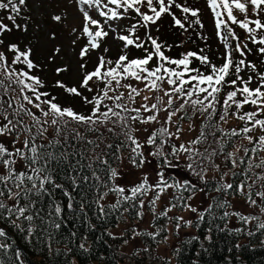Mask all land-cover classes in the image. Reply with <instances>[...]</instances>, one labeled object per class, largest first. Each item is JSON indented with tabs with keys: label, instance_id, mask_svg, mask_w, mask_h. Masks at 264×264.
<instances>
[{
	"label": "snow or ice",
	"instance_id": "obj_1",
	"mask_svg": "<svg viewBox=\"0 0 264 264\" xmlns=\"http://www.w3.org/2000/svg\"><path fill=\"white\" fill-rule=\"evenodd\" d=\"M72 2L79 6V11L83 15L82 32L88 38L87 45L79 53L81 59L88 54L89 48L93 50L100 48V42L109 35L110 31L114 33L117 31L116 27L108 23L109 21L122 18L131 20L139 18V20L130 27L121 29L129 34L116 36V39L123 42L122 54L118 59L113 61L100 55L94 70L82 73L83 79L79 88L67 87L63 82L56 81L55 87L80 97L84 104L92 106L88 114L77 113L71 107H62L55 102L56 97L51 93L41 91L45 87L43 81L40 77L30 74L38 67L30 59L31 49L21 51L18 45H5L4 40L0 39V46L5 49L0 50V138H2L0 139V220H5L13 228L29 236L36 231L37 221L44 223L45 217L41 214L42 209L38 207L41 198L50 196L53 189L62 190V185L55 182L51 172L52 162L56 159L55 154L48 149L60 142L57 138L68 127L69 122L86 125L90 131L94 132L104 127L106 131L113 134H116V128L119 127L120 134L125 137L126 146L130 148V159L135 167H142L147 162L143 149L146 146L152 149L147 155L159 161L158 178L154 184L149 182L145 174L140 183L127 189L130 195H125L126 189L117 185L109 187V191L117 193L119 197L116 203L111 205L113 209L119 208L122 203H130L143 209L146 202L145 197L153 193L152 198L147 200V204L153 215L157 216H167L168 212L177 206L171 203V206L163 212L156 213L157 201L165 191L173 188L178 191L181 189L195 191L196 189V186L188 181L180 182L165 178L163 169L178 168L181 153L187 154L189 161L186 165L187 169L191 170L200 181L206 182L205 162L213 163V157L223 155L226 161H230L232 167L229 171L235 177L237 173L232 170L246 163L245 157H248L249 152L256 154L258 151H264V135L258 137L248 135L257 127L264 132V118H258L264 114V72L259 71L256 63L247 60V56L253 54L252 48L247 43L250 41L258 46L256 53L262 57L260 63L264 64V34H261L264 33V20L250 18L264 14V0H207L208 7L215 17L216 35L225 49L224 54L219 57L223 60L220 65L213 63L208 55L203 54V49L200 53L188 51L181 54L179 58L169 57L165 55V46L158 43L157 38L151 35L149 25L156 24L165 13L172 17L173 26H179L185 32L193 26L203 28L202 21L199 19V9L177 3L176 0H107L106 4H102V0H72ZM25 4L26 0H18V3L17 0H6V2L0 0V10L15 14H9L7 19L12 21L17 29L22 26L16 23V16L20 14L21 6ZM84 5H88L89 9L94 7L103 22L93 18L83 7ZM108 5H114L115 8H110ZM173 6L184 14L183 20L178 19L171 11ZM142 7H146L147 12L142 11ZM104 8L107 11L102 10ZM121 8L123 12L119 13L117 10ZM221 8L226 14V19L218 10ZM234 10L242 14L244 18L239 19L234 14ZM130 11L134 12L135 16L129 15ZM53 19L59 22L62 18L60 15H55ZM233 25L246 33L244 39L236 34ZM140 27L146 30L143 39L136 35ZM11 30L0 22V34ZM24 30H27L26 27ZM232 41H235L234 45ZM129 46L143 49L144 55L129 59L127 52ZM170 47L168 46L167 50H170ZM6 51L14 53L11 63L8 62ZM103 51L107 53L109 49L104 48ZM236 54L240 57L239 59ZM192 58L199 61V65L192 66L194 63ZM154 59L155 64L153 65L151 62ZM19 64L25 65L27 71L13 67ZM85 67V64L80 65L81 70ZM62 71H67V68L56 69L57 74ZM241 73H245L247 78ZM254 81L256 86L252 87ZM141 84L143 87H139ZM79 89L93 93L92 97L85 96ZM146 92L156 95H142ZM137 98L143 101L139 107L135 106ZM149 101L152 102L149 103ZM246 105L252 106L255 110L242 112L241 110ZM188 109H191V115ZM161 112L166 113L163 120L160 118ZM196 113H199L205 120L199 135L186 143L179 145L172 143L173 139H181L183 131L181 121L187 119L189 130H192L191 121ZM230 115L244 122V127L239 130L222 129L221 123H226ZM25 117L28 118L27 122ZM174 117H179V119L174 120ZM135 122L143 125L155 123L160 127L152 130L141 142L134 135L136 129L132 125ZM109 124L112 126L107 127ZM172 128H175V131H172ZM49 129L54 130L53 138L47 135ZM205 129L208 131L206 132ZM72 131L77 137L82 138L78 131ZM217 132L220 133L219 137L216 135ZM100 135L103 136V133ZM209 135L213 137V143L217 147L212 148L211 151L206 148L204 152H200L196 146L205 142ZM241 135L253 147L244 148L243 157L236 156V152L241 150L239 147L235 152L225 153L226 143L233 137ZM45 139L48 140L47 145L38 143ZM122 145H118L117 149L119 150ZM165 146L170 150L166 152ZM108 147L112 146L108 145ZM196 157L200 159L197 160ZM214 167L216 171H219V165H214ZM253 168L261 169V173L248 175ZM109 171L110 179L118 176L116 169ZM227 175L228 173H222L220 180L223 181ZM241 175L244 179L235 186L233 183H220L216 191L224 193L234 190L244 195L246 200L255 206L257 201L252 198V190L255 184L264 181V157L259 158V163H253L249 158L247 168ZM96 179L100 178L97 176ZM249 180L252 183H248ZM260 186L264 188V184ZM106 194L102 193L100 199H103ZM64 195L69 200L71 199L67 191ZM255 195L264 201V191H256ZM178 199L185 200L184 197ZM219 206L230 207L228 204ZM67 207L71 208L72 204L69 203ZM182 207L198 213L199 220L205 219L204 212H199L190 204L182 203ZM100 211L104 212L103 206L100 207ZM205 211L210 214L212 206L209 205ZM260 211L264 212V203L261 204ZM61 212V205L57 203L48 216L51 217L53 214L59 216ZM232 214L245 223L258 219V217L240 213ZM138 215L142 216L143 213L138 212ZM223 215L227 217L230 213L225 211ZM169 219H175L177 230L181 222L185 226H192V221H185L182 216ZM51 226L59 228L60 223ZM258 227L264 229V223H260ZM150 235L155 238L159 235V231ZM5 236L6 232L0 230V238ZM7 247V244L0 242V249ZM80 247L83 248L84 245L81 244ZM16 259L20 260L19 252L16 253ZM21 264H23L22 261Z\"/></svg>",
	"mask_w": 264,
	"mask_h": 264
},
{
	"label": "trees",
	"instance_id": "obj_2",
	"mask_svg": "<svg viewBox=\"0 0 264 264\" xmlns=\"http://www.w3.org/2000/svg\"><path fill=\"white\" fill-rule=\"evenodd\" d=\"M108 7H112V5H108ZM141 10L145 11L144 7H142ZM218 10L222 12L223 18L226 19V14L223 12V9L221 8ZM119 11L122 13L123 9L121 8ZM9 14L11 13L6 10H0V22H3L12 29L10 32H3L0 34V39L4 40L5 45H18L21 51L30 48V59L38 65L30 74L40 77L45 85L43 91H47L51 93L52 96L56 97L55 102L62 107H71L77 113L88 114L92 107L91 105H86L80 97L71 95L62 88L55 87L56 81L63 82L60 80L61 77L56 71L50 70L47 73V69H45V71L40 70V67L44 66V60L38 56V53L32 50L29 42L31 33L28 30V26H31L33 23V21L30 20V16L23 11L21 15L16 18L17 24L26 27L27 30L25 31V27L17 29L12 21L7 19ZM234 14L237 15L239 19L244 18L238 11L234 10ZM129 15L135 16L132 12L129 13ZM250 18L264 20V14H261L259 17L251 16ZM160 19L156 24H151L155 28L152 36L157 38L158 43L165 46V55L172 58H179L181 54L188 51L200 53V50L203 49V54L208 55L213 63L217 65L223 63V60L219 57L224 54L225 49L223 52L221 51L218 53L217 59H212L215 55L208 46L194 44L192 45L194 47H191L185 40L179 41L178 36L172 35L168 30L169 28L163 30L162 33V29L159 25ZM137 21L138 20L132 21L131 19L123 18V28L126 29L133 23H137ZM164 26V28L167 27L165 24ZM232 27L241 39L245 38L246 33L242 29L236 25ZM250 27H254V25H250ZM143 29V27H140L136 31V35L140 36L142 39L145 37V29ZM127 34L129 33L126 31L123 35ZM120 43L123 46V42L120 41ZM232 43L234 45L235 41H232ZM247 43L253 50V54L248 55L247 60L256 63L259 71L264 72V64L260 63L262 57L256 53V47L258 46L253 45L250 41H247ZM220 44L223 45L221 41ZM168 46H171L170 50H167ZM131 48H133L131 52H133L134 55L129 56V59L142 57L144 55L143 49L134 50V46L128 47V49ZM0 50L5 49L3 46H0ZM5 54L8 58V62L11 63L14 53L6 51ZM120 55H118L114 61L118 59ZM236 56L237 59L240 58L238 54H236ZM192 59L194 61L192 66L195 67L199 65V61H195V58ZM151 63L154 65L155 59ZM13 67L18 70L23 69L27 71L26 66L23 64L14 65ZM40 73L43 74L41 75ZM241 75H245V73H241ZM245 78H247L246 75ZM64 84L70 87L66 83ZM252 86H256L255 81ZM93 87L95 88V84H93ZM165 87H167V85H165ZM80 91L89 98L93 95V93H89L84 89ZM151 95L155 96L156 94L151 93ZM160 95H163V93H160ZM149 102L151 103L152 101ZM135 106L138 107L137 104ZM254 110L252 106L246 105L241 111L247 112ZM188 112L191 115V109H188ZM162 115L164 117L166 113H160L161 119L163 118ZM181 115H183V113H181ZM196 116H198L199 119L197 131L194 136L195 138L199 135L202 124L205 123V120L199 113H196L194 117ZM177 118L179 119V117ZM258 118H264V114ZM24 119L26 122L28 121L27 117ZM228 119L236 120L237 124L235 127L231 126L224 130H239L244 127V122L231 115ZM188 122L189 121L185 119L180 123ZM134 124L132 127L135 129ZM111 126L112 125L109 124L107 127ZM158 127H160V125L156 124L155 128ZM72 130L78 131L82 138L77 137ZM120 131V128L117 127L116 134H113L106 131L104 127H100L99 131L94 132L90 131L86 125L69 122L68 127L64 129L57 138L60 142L48 149L55 154L56 159L52 162L51 172L55 182L62 185V190L53 189L50 196H43L41 198L38 207L42 209L41 214L45 217V221L43 224H41L40 221L36 222L38 227L31 236L13 228L5 220H0V230L6 232V236L0 238V242L8 245L6 249H0V264H21V261L23 264H125L118 258L117 254L111 251L112 247H118L117 243L119 241L116 242L115 239L117 237L114 236L110 230L125 222L136 221L140 210L130 203H122L117 209L111 207V205L116 203L119 197L117 193L109 191V187L114 185L115 181V179L109 178V170H117L119 168L122 156L126 155L129 159L131 157L130 148L126 146L125 137L120 134ZM205 131L207 132L208 130L205 129ZM100 133H103V136H101ZM47 135L49 138H53L55 136L54 130L50 129ZM216 135L219 137L220 133L217 132ZM242 135L233 137L231 141L226 143L224 149L225 153L233 152L239 147L241 150L236 156L243 157V149H251L253 147L252 144L244 142L246 139H243ZM248 135L258 137L264 135V132L257 127ZM21 140H23V137H21ZM38 143L47 145L48 140L38 141ZM108 145L112 147H108ZM118 145H122L119 150L117 149ZM209 145H211V147H209ZM196 147L200 152H204L206 148L211 151L212 148H216L217 145L213 143V137L209 135L205 142ZM151 150L152 149H150V151ZM260 157H264V151H258L256 154L249 152L248 157H245L246 163L232 170L237 173V175L233 177L232 172L229 171L232 167L231 162L226 161L223 155H218L213 157V163L205 162L207 172H214L216 174L215 178H208L205 179L206 182H202L197 176L192 174L189 177V183L196 186L195 191H184L183 189L178 191L174 189V193L168 203L169 206L171 203H175L177 205L175 207L177 210H180V204L184 202L179 200V197H184L186 199L195 193L206 195L207 206L202 211L204 212L205 219L199 220L198 215L193 218L192 226L189 227L191 229V234L178 239L176 246L170 251L169 255L162 257L161 264H264V229L258 227L260 223H264V212L260 211V206L264 201H261L260 197L255 195L256 191H264V188L260 186L264 184V181L255 184L253 187L252 198L257 201L255 206L251 205L244 195L234 190H228L224 193L216 191V187L220 183H233L234 186L238 184L244 179L241 173L247 168V160L251 158L253 163H259ZM196 159L199 160L200 157H196ZM104 161H107V163H104ZM152 161L156 162V165L159 164V161L155 158H152ZM214 165L220 166L219 171L215 170ZM222 173H228L223 181L220 180ZM252 173L259 174L261 173V169L253 168L252 172H249L248 175H252ZM97 176L100 178L99 180L96 179ZM165 178L170 180L174 179L171 176ZM248 183H252V181L249 180ZM105 185H107V187ZM65 191L70 193V200L64 195ZM102 193L107 194L103 196V199H100ZM125 195H130V193L126 191ZM109 199L112 200L110 201ZM233 199L244 201L246 205L249 206L250 211L241 213L232 210L230 207L224 208L219 206L221 204L230 205V201ZM57 203L61 205L62 212L59 216L53 214L49 217L48 213L53 211ZM69 203L72 204L71 208L67 207ZM209 205L212 206L210 214L205 211ZM101 206H103L104 209L103 213L100 211ZM225 211H228L230 215L225 217L223 215ZM232 213L255 216L258 217V219L245 223ZM55 223H60V227L55 228L51 226ZM165 225L166 221L159 219L157 216L154 218L152 226L159 228L157 230L159 231V235L153 238L152 235L143 233L141 237L155 247H158L165 242L164 238L167 234ZM182 228L184 229V227ZM249 233L252 234L249 235ZM81 244L84 245L83 248L80 247ZM17 252L20 254V260L16 259Z\"/></svg>",
	"mask_w": 264,
	"mask_h": 264
},
{
	"label": "rangeland",
	"instance_id": "obj_3",
	"mask_svg": "<svg viewBox=\"0 0 264 264\" xmlns=\"http://www.w3.org/2000/svg\"><path fill=\"white\" fill-rule=\"evenodd\" d=\"M103 2L104 0L102 3ZM176 2L199 9V19L202 21L203 28H200L199 26H193L192 28H189L187 32H185L183 29L179 28V26H173L174 22L172 17L165 13L161 16L159 22L162 33L163 30H167V28H169L168 30L172 33V35L178 36L179 41L185 40L186 43L191 45V47H194L192 46L194 44L208 46L215 55V57L212 59H217L218 53L221 51L223 52L224 45L220 44L219 38L216 35V29L214 27L215 17L212 10L208 7L207 0H176ZM83 7L89 11L93 18L100 19L101 22H103L102 18L99 17L98 12L94 7L91 9H89L88 5H84ZM102 10L107 11L105 8ZM144 10L147 12L145 7ZM23 11L26 12V14L30 16V20L33 21L32 25L28 26V30L31 33L29 42L32 50L38 53V56L44 60V66L40 67V70L45 71V69H47L48 73L50 70L56 71L57 68H67V71L60 72L59 76L61 77L60 80L70 87L75 86L79 88V85L83 79L82 73L93 71L98 64V58L100 55H104L106 59H111L114 61V59L122 53L121 49L123 46L120 41L116 39V36L123 35L126 32V30L121 31V29H124L122 24L123 18L109 21L108 23L116 27L117 31L115 33L110 31L109 35L105 37L102 42H100V48L95 50L89 48L88 54L84 57V59H81L79 53L81 49L87 45L88 38L82 32L83 15L79 11V6L77 4L73 3L72 0H26V4L21 6V12L19 15H21ZM117 11L120 13L119 10ZM171 11L178 19L183 20L184 14L180 11V9H177L173 6ZM11 14L15 15L14 13ZM148 14L151 15L150 12H148ZM19 15L16 16V18L19 17ZM55 15H60L62 18L61 21H55L53 19ZM137 20H139V18H137ZM164 24L167 25L166 28H164ZM22 27L25 26L22 25ZM149 28L152 35L155 28L151 24L149 25ZM74 29L76 30L75 32L73 31ZM73 41H75V43H73ZM104 48H108L109 51L104 53ZM57 49H59L58 52ZM132 49L133 48L127 49L128 56L134 55L133 52H131ZM134 50L138 49L135 48ZM81 64L86 65L83 70L80 68ZM40 74L42 75L43 73ZM139 86L143 87L142 84ZM43 89H41V91H43ZM142 95H151V93L146 92L142 93ZM142 102L143 101L140 98H137L136 104L138 107ZM33 111H35V109H33ZM165 117L166 116H164L161 120H163ZM173 119L177 120L178 118L174 117ZM198 119V116L192 118V130H189V122L182 123L181 125L183 127V131L181 133V139H173L171 142L179 145L180 143H186L190 140H193L197 131ZM236 124V120L228 119L226 123H221L220 127L222 129H226L231 126L235 127ZM155 126V123L143 125L139 122H136L134 124L136 129L134 135L137 139L143 142L149 133L154 130ZM145 129H148V131H145ZM171 130L175 131V128H172ZM244 142L248 143L247 140ZM169 150L170 149L165 146V151L167 152ZM143 151L145 156H147V162L142 167H135L131 160L126 157V155L121 157V162L119 168L117 169L118 176L115 178L114 185L124 187L127 191V189L130 187L140 183L145 174L148 176L150 183L154 184L156 182L158 178L157 171L159 170L158 165H156V162L152 161L153 157L151 158V156L147 155L150 151L147 146L143 149ZM235 151L236 149L233 152ZM238 154L239 152H236V155ZM188 163L189 161L187 159V154L181 153L178 168L163 169L165 172V177L171 176L180 182H190L189 177L193 173L191 170L187 169L186 165ZM215 177L216 174L214 172H206L205 179ZM173 193L174 188L168 189L161 195L156 204V213L163 212L166 208L171 206H169L168 202ZM152 195L154 194L150 193L147 197H145V207L143 209H139V212L143 213L142 216L139 215L138 219L134 222H125L122 225L116 226L110 230L114 236L123 235L126 230H130L133 233L127 240L125 238V240L118 242V249L120 251H125L126 249H128V251H132L136 249L139 246V238L141 235H143V233H156V231L159 229L152 226L154 218L157 217V215H153L152 210L147 204V200H150ZM190 197L191 199L186 198L182 203L190 204L191 207L197 208L199 212H202L207 206L206 195H203L202 193H195L190 195ZM109 200L111 201L112 199ZM180 205V210L173 208L172 211L168 212L167 216H158L159 219L166 221L165 228L167 231V234L164 238L165 242L156 248L158 254L162 257L169 255L170 251L176 246L178 239L185 235L191 234V229L189 226H185L184 223L181 222V226L179 230H177L175 219L169 218L182 216L185 221H192L193 218L198 215V213H194L183 208L182 204ZM230 208L241 213H247L250 211L249 206H247L246 203L240 199L231 200ZM182 227H184V229ZM127 236H129V234L125 237Z\"/></svg>",
	"mask_w": 264,
	"mask_h": 264
},
{
	"label": "built area",
	"instance_id": "obj_4",
	"mask_svg": "<svg viewBox=\"0 0 264 264\" xmlns=\"http://www.w3.org/2000/svg\"><path fill=\"white\" fill-rule=\"evenodd\" d=\"M111 251L117 254L125 264H161V259L156 255L154 246L146 240H141V247L135 255L117 253L113 247Z\"/></svg>",
	"mask_w": 264,
	"mask_h": 264
}]
</instances>
